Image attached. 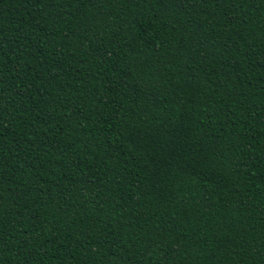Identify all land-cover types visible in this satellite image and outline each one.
I'll list each match as a JSON object with an SVG mask.
<instances>
[{"label":"trees","instance_id":"obj_1","mask_svg":"<svg viewBox=\"0 0 264 264\" xmlns=\"http://www.w3.org/2000/svg\"><path fill=\"white\" fill-rule=\"evenodd\" d=\"M0 264H264V0H0Z\"/></svg>","mask_w":264,"mask_h":264}]
</instances>
